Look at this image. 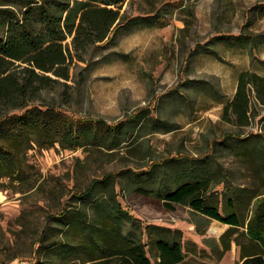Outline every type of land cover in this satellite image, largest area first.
I'll return each instance as SVG.
<instances>
[{"label":"rangeland","instance_id":"rangeland-1","mask_svg":"<svg viewBox=\"0 0 264 264\" xmlns=\"http://www.w3.org/2000/svg\"><path fill=\"white\" fill-rule=\"evenodd\" d=\"M255 1L129 0L126 9L132 16L163 6L170 13L164 15V25L123 29L114 41L92 44L75 54L71 78H60L42 89L34 104L110 123L146 108L150 119L165 121L173 129H149L146 121L134 139L114 149L31 143L20 155L19 176L0 178V264H93L76 258L62 261L53 249L47 256L38 238L44 229L52 238L59 236L58 224L48 214L58 216L63 206L77 204L71 200L72 193L108 172L132 173L173 158L170 166L158 165V181L177 170V158L185 159L190 161L189 170L206 175L203 190L220 210L239 189L248 196L264 192V164L240 154L239 136H232L239 129L222 119L223 106L235 93L238 73L250 68L264 74V64L257 61L264 60V44L254 51V60L246 49L221 41L208 43L216 35L238 33L247 8ZM185 21L190 22L186 30L182 29ZM246 28L264 31V17ZM205 43L214 54L201 49L192 54ZM203 82L217 95L196 87ZM254 108L259 114L241 130L243 135L264 133V106ZM117 178L118 200L143 226L156 224L181 231L185 258L178 264H242L240 247L234 241L218 257L216 246H222L227 225L195 213L188 205L168 209L153 193L132 188L125 173ZM241 210L244 221V206ZM241 230L232 231L230 237Z\"/></svg>","mask_w":264,"mask_h":264},{"label":"trees","instance_id":"trees-1","mask_svg":"<svg viewBox=\"0 0 264 264\" xmlns=\"http://www.w3.org/2000/svg\"><path fill=\"white\" fill-rule=\"evenodd\" d=\"M128 2L0 0V178L19 176L20 155L31 143L42 147L58 144L69 149H114L134 139L146 121L149 129L166 132L173 129L165 121L150 119L146 108L110 123L102 118H75L53 106L33 103L42 89L58 83L60 78H71L75 54L80 55L92 44L114 41L123 29L164 25L163 17L170 13L169 7L163 6L132 16L126 9ZM247 12L238 33L219 34L208 43L225 42L246 49L252 59H257L254 51L264 44V31L253 32L246 27L264 17V0H256ZM184 23L182 29L190 28V22ZM199 49L215 53L205 43L199 44L192 54ZM257 61L264 64L263 59ZM197 85L210 95H217L212 86L204 82ZM256 106H264V74L245 68L237 75L234 95L223 106L222 119L239 129L232 136H239L240 154H249L264 164L263 131L241 134L259 114ZM171 162L173 158H166L162 164L153 162L140 171L123 170V173L132 188L153 193L163 200L166 208L188 205L195 213L227 225L221 235L222 246H216L218 257L234 241L240 247L242 264H264V192L248 196L239 189L220 210L203 190L205 174H197L194 168L189 170L190 161L177 158L174 163L177 170L172 169L157 181L158 165L170 166ZM123 173L108 172L90 180L72 193L71 200L77 204L63 206L58 216L48 214L58 224L59 236L52 238L46 229L40 233L39 247L47 256L53 249L62 261L76 258L93 264H178L184 260L180 230L156 224L143 226L122 207L116 185L117 176ZM240 228L242 232L231 238Z\"/></svg>","mask_w":264,"mask_h":264},{"label":"bare ground","instance_id":"bare-ground-1","mask_svg":"<svg viewBox=\"0 0 264 264\" xmlns=\"http://www.w3.org/2000/svg\"><path fill=\"white\" fill-rule=\"evenodd\" d=\"M0 200H2V196H0Z\"/></svg>","mask_w":264,"mask_h":264}]
</instances>
